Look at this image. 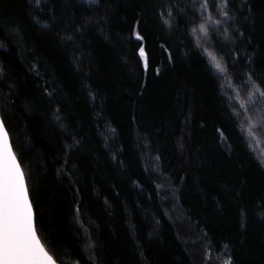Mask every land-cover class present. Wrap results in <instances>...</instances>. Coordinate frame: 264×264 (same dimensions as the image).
I'll return each mask as SVG.
<instances>
[{"label":"trees","instance_id":"obj_1","mask_svg":"<svg viewBox=\"0 0 264 264\" xmlns=\"http://www.w3.org/2000/svg\"><path fill=\"white\" fill-rule=\"evenodd\" d=\"M261 92L264 0H65L54 260L264 264Z\"/></svg>","mask_w":264,"mask_h":264},{"label":"snow or ice","instance_id":"obj_2","mask_svg":"<svg viewBox=\"0 0 264 264\" xmlns=\"http://www.w3.org/2000/svg\"><path fill=\"white\" fill-rule=\"evenodd\" d=\"M200 32L207 34V27L201 25ZM140 55L145 57L143 48ZM208 55L215 69L224 72L220 60L211 52ZM260 95L264 96V92ZM251 131L250 128L249 134ZM0 264H56L38 236L24 172L3 121H0Z\"/></svg>","mask_w":264,"mask_h":264},{"label":"water","instance_id":"obj_3","mask_svg":"<svg viewBox=\"0 0 264 264\" xmlns=\"http://www.w3.org/2000/svg\"><path fill=\"white\" fill-rule=\"evenodd\" d=\"M56 264H58V263L56 262Z\"/></svg>","mask_w":264,"mask_h":264}]
</instances>
